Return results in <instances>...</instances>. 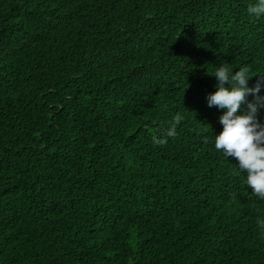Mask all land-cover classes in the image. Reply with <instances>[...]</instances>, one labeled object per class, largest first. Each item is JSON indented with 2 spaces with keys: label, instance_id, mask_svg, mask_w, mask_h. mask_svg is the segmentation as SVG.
Returning a JSON list of instances; mask_svg holds the SVG:
<instances>
[{
  "label": "trees",
  "instance_id": "16d2710c",
  "mask_svg": "<svg viewBox=\"0 0 264 264\" xmlns=\"http://www.w3.org/2000/svg\"><path fill=\"white\" fill-rule=\"evenodd\" d=\"M251 2L0 0V264H264L206 101L225 62L264 75Z\"/></svg>",
  "mask_w": 264,
  "mask_h": 264
},
{
  "label": "clouds",
  "instance_id": "9594fccd",
  "mask_svg": "<svg viewBox=\"0 0 264 264\" xmlns=\"http://www.w3.org/2000/svg\"><path fill=\"white\" fill-rule=\"evenodd\" d=\"M250 17H264V0H252L247 6ZM216 84L214 91L207 95L208 107L221 111L219 124L221 131L214 135V148L222 153L226 160L236 161V168L244 173V183L251 193L264 199V122L258 119V113L264 109V75L249 87L252 68L242 65L233 69L228 63L215 67L213 74ZM251 97L249 100L248 98ZM184 116L177 112L168 128L153 143L165 144L168 138L177 135V128ZM258 225L264 228V220L258 219Z\"/></svg>",
  "mask_w": 264,
  "mask_h": 264
}]
</instances>
